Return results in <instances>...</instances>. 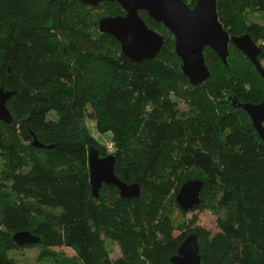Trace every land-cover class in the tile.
I'll use <instances>...</instances> for the list:
<instances>
[{
	"label": "trees",
	"instance_id": "16d2710c",
	"mask_svg": "<svg viewBox=\"0 0 264 264\" xmlns=\"http://www.w3.org/2000/svg\"><path fill=\"white\" fill-rule=\"evenodd\" d=\"M217 1L225 29L241 12L264 13V0ZM32 2L37 0H0V88L16 92L7 102L12 124L0 121V154L10 183L0 180V226L25 225L40 236V256L46 260L59 262L61 250L68 249L75 264H172L189 236L174 235L172 216L180 211L176 196L185 181L202 179L203 201L195 210L223 211L217 233L201 229L196 234L202 264H264V143L253 125V130L227 132L225 126L233 122L228 114L218 127L202 113L180 109L170 95L182 97L198 87L183 74L175 47L168 49L170 42L175 45L173 35L146 12L141 17L166 43L157 58L136 64L98 27L86 32L70 24L72 0H48V17ZM57 30L72 38L66 46L72 64L63 58ZM245 33L255 42L262 36L254 26ZM205 58L209 69L218 64L229 71V60L225 66L211 50ZM83 66H103L112 78L100 97L105 116L129 119L134 106L141 108L125 131V144L113 154L116 175L141 185L138 199L124 200L106 185L98 198L92 194L88 149L96 146L86 126L90 101L80 87ZM230 94L243 102L232 91L221 103L243 111L224 101ZM263 99L264 93L252 94L250 103ZM2 126L12 128L8 138ZM32 133L53 147H32ZM105 240L119 246L117 260L110 258ZM0 264H14L9 251H0Z\"/></svg>",
	"mask_w": 264,
	"mask_h": 264
},
{
	"label": "water",
	"instance_id": "95a60500",
	"mask_svg": "<svg viewBox=\"0 0 264 264\" xmlns=\"http://www.w3.org/2000/svg\"><path fill=\"white\" fill-rule=\"evenodd\" d=\"M80 4L97 8L102 3H117L124 11L121 16L103 17L98 22L100 33L113 37L121 46L122 53L133 63L157 58L165 46L166 39L151 29L141 17L146 12L157 24L166 28L174 37L175 53L182 62V72L190 85L197 88L208 81L211 71L206 63L205 51L211 50L229 66L230 46L236 47L256 68L264 80V66L260 57L264 48L259 47L249 33L230 34L218 17L217 0H196L195 6H188L184 0H77ZM16 92L0 88V121L12 124L13 116L7 102ZM228 102L235 109L245 111L252 121L257 135L264 143V99L259 104L241 102L235 95H228ZM32 147L50 149L32 133ZM88 164L92 194L99 197L104 185L115 187L124 200L138 199L141 194L139 183L121 180L115 172L116 156L102 157L99 150L90 146ZM206 182L190 179L183 183L176 204L182 213L194 211L202 205ZM18 248L34 247L42 244L40 236L29 231L18 232L12 237ZM172 264H202L198 236L189 235L171 258Z\"/></svg>",
	"mask_w": 264,
	"mask_h": 264
},
{
	"label": "rangeland",
	"instance_id": "374dc122",
	"mask_svg": "<svg viewBox=\"0 0 264 264\" xmlns=\"http://www.w3.org/2000/svg\"><path fill=\"white\" fill-rule=\"evenodd\" d=\"M184 1L190 7H194L196 3V0ZM72 2L74 4L73 11L66 17V20L82 31H94L98 27L97 23L103 17L124 15L123 9L115 3H102L97 8H92L82 6L76 0H72ZM31 4H35L36 12L42 15L43 13L46 14L49 6L48 0H37V2ZM55 6L56 4L53 5L54 8ZM46 16L48 17V14ZM247 26L261 29L262 36L256 40V43L259 47H264V13L241 12L236 15L235 19L231 21L230 27H227L226 30L230 33L242 35ZM54 37L62 49L63 58L67 63L72 64L74 57L66 49L68 42L72 40L71 36L64 31L57 30ZM173 48L174 44L170 42L168 49L173 51ZM229 63L228 72L218 64H210L212 77L209 81L197 89L189 88L182 97L172 94L170 98L178 104L181 110L202 113L213 120L218 127L222 118L228 114L233 122L225 126L227 132L238 128L253 130L252 121L246 113L234 110L229 105L222 104L221 101L229 92L233 91L243 102H250L252 101L250 100L252 94L264 93V84L260 83L252 73L243 55L233 48L230 50ZM262 64L264 66V62ZM82 71L84 74V81L80 85L82 95L90 101L86 107V126L93 139V145L99 149L102 157H107L114 154L117 149L125 144L123 138L125 131L135 115L141 113V108L137 105L134 106L129 119L105 116L100 97L112 80L110 74L103 66H83ZM149 107L148 105L147 108ZM1 131L6 138L13 133L12 128L6 126H2ZM5 162L4 156L0 154V180L2 184L9 186ZM222 213L223 211L205 207L189 213L176 211L172 216L176 229L174 235L197 234L201 229H206L215 234L219 231L218 219ZM23 231H27L25 225L14 228L0 226V251H9L14 264H66L64 258H69L71 264H75L73 261L74 253L68 249L61 250L59 262L42 259L40 254L43 247L41 245L15 249L11 242L12 237ZM105 244L110 258L113 261L117 260L121 256L119 246L109 240H105Z\"/></svg>",
	"mask_w": 264,
	"mask_h": 264
}]
</instances>
